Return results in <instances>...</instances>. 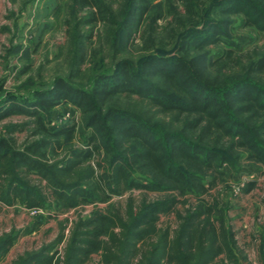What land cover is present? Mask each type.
Listing matches in <instances>:
<instances>
[{"label": "rangeland", "instance_id": "rangeland-1", "mask_svg": "<svg viewBox=\"0 0 264 264\" xmlns=\"http://www.w3.org/2000/svg\"><path fill=\"white\" fill-rule=\"evenodd\" d=\"M221 1L0 0V136L5 126L17 124L23 128L14 133L15 144L26 141L34 130V118L13 111L49 101L60 79L91 96L94 113L121 109V115L105 120V131L100 133L88 125L90 112L69 102H53L40 111L50 130L73 128L70 141L60 137L61 147L81 149L90 161L97 160L103 180L110 185L109 152L119 153L113 143L116 131L131 123L122 110L143 97L184 108L180 115L169 114L163 120L195 145L189 161L173 157L168 149L172 137L154 131L161 142L159 153H166L180 171L179 181L130 161V177L143 187L122 190L106 201L68 210L0 204V235L12 232L16 237L0 256V264H13L24 253L50 244H55L57 264L74 222L90 221L91 230L103 231L107 226L98 216L123 214L128 205L137 210L160 205L154 215L155 229L167 227L172 232L186 219H192L195 228L205 227L207 239L218 250L214 264H264V110L247 100L239 104L221 98L218 121L232 120L228 132L214 125L199 139L197 134L211 124V118L187 102L189 82L182 86L181 74L169 81L143 70V63L152 58L165 66L195 58L202 69L198 84L210 82L229 89L234 82H246L264 95V66L258 67L264 60V30L252 23L260 16L264 20V0ZM141 5L146 13L138 18ZM123 66L145 81L148 89L121 87L104 100L96 99L97 77L112 76ZM215 109V105L210 108ZM198 118H202L199 127L186 129L187 121ZM107 129L112 132L105 134ZM90 137L95 139L93 144ZM122 142L129 151L138 146L136 140ZM57 152L63 154L59 148ZM49 153L53 155L50 148ZM60 236L63 239L57 243ZM99 259L93 254L87 264Z\"/></svg>", "mask_w": 264, "mask_h": 264}, {"label": "trees", "instance_id": "trees-1", "mask_svg": "<svg viewBox=\"0 0 264 264\" xmlns=\"http://www.w3.org/2000/svg\"><path fill=\"white\" fill-rule=\"evenodd\" d=\"M228 1L230 0L221 2L225 4ZM139 10L138 18L146 13L145 6L141 5ZM261 20L264 22L263 17L260 16L252 23L264 30V23H261ZM196 63L197 59L191 58L186 61L174 60L173 64L165 66L152 58L143 63V70L149 74H162L169 81H172L177 74H181L184 77L182 86H186V81L189 82L188 94L185 97L187 102L196 112H206L211 118V124L203 126L197 134L199 139L212 126L228 132L227 125L232 120L226 118L227 120L218 121V112L221 111L218 100L221 98H231L239 104L247 100L252 103L251 105L264 110V95L247 86L246 82H234L229 89L222 86L216 88L210 82L198 84L202 69ZM263 66L264 60H260L258 67L263 68ZM146 84L145 81L138 80L131 74L127 66H123L112 76H98L95 80L94 92L96 99L104 100L118 92L121 87L135 88L139 92L144 87L148 89ZM50 97L49 101H43L35 105V108L27 109L19 106L18 110L13 111L17 113L23 111L34 118V130L30 131L26 141L21 145L15 144L14 133L21 131L22 125L9 124L5 126L0 136V204L4 206L13 207L19 204L27 210H43L54 205L68 210L94 200L106 201L122 190L143 187L135 184L130 177V161L131 164H137L151 173L179 181L180 171L175 169L174 163L168 159L166 153H159L161 142L159 138L153 136L154 131L158 129L165 136L172 137L168 148L171 156L187 161L192 157L190 149L195 145L190 139L174 131L171 123L165 124L163 120L169 114L180 115L185 111L184 108L168 105L155 97H143L127 110H122L131 123L116 131L113 143L119 153L109 152L112 176L110 185L103 180L97 160L90 161L81 149L67 145L61 147L60 137L65 136L66 141H70L73 128L60 127L50 130L46 127L40 111L49 109L53 102H69L79 109L85 108L90 112L88 125L100 133L105 131V120H112L117 114L121 115V109L114 112L109 108L103 115L101 112L94 113L91 96L70 87L60 79L54 83ZM213 105L216 109L210 110ZM201 120L202 118L187 121L186 129L194 131L202 123ZM110 131L112 132L108 130L105 134ZM94 140V137H90L89 143L93 144ZM129 140L138 142L137 148L132 151H129L122 142ZM49 148L53 155H50ZM57 148L63 153L61 156L58 155ZM93 148L96 149L97 146ZM121 152H124L123 160ZM160 208V205H157L150 210H137L132 205H128L123 214L111 213L107 217L98 216L97 220L107 226L103 231L91 230L90 221L77 220L64 238L63 251L57 264H87L93 254H97L100 258L99 262L94 264H163V262L214 264L218 250L212 241L207 239L208 230L205 227L195 228L191 224L192 219H186L172 232L167 227L155 229L154 215ZM102 234L104 238H101ZM15 239L12 232L0 235V256L8 252ZM62 239L63 236H60L56 242ZM54 247L55 244H50L26 252L13 264H54L57 260L56 253L53 252Z\"/></svg>", "mask_w": 264, "mask_h": 264}]
</instances>
